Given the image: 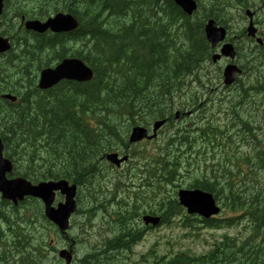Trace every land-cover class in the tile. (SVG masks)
Here are the masks:
<instances>
[{
  "label": "trees",
  "instance_id": "16d2710c",
  "mask_svg": "<svg viewBox=\"0 0 264 264\" xmlns=\"http://www.w3.org/2000/svg\"><path fill=\"white\" fill-rule=\"evenodd\" d=\"M196 1L197 10L188 16L172 0H9L2 23H10V29L3 32L11 38L13 47L3 56L5 68L0 73V89L16 94L17 100H0V138L4 155L14 164L13 175L35 182L65 178L82 185L90 193L89 207L84 210L92 211L93 218L95 210L109 203V197L98 202L96 191L101 195L113 191L110 183L99 191L93 188L98 180L97 187L104 183L95 177L104 153L117 148L127 152L131 126L165 117L171 121L175 109L188 110L193 113L194 129L189 131L183 126L160 139L152 165L148 156L146 170L147 174L153 172V192H158L153 195V212L161 210L165 221L179 215L182 209L168 185L176 181L181 169L187 170L203 155L213 154V143H223L225 135L227 141H232L228 132L235 127L230 123V130L220 129L208 118L209 108L202 111L183 99H199L203 83L197 82V70L211 51L203 31L205 19L212 17L223 23L230 0ZM61 9L73 13L79 27L65 33L45 34L18 29L12 24L21 16L44 19ZM263 50L256 52L264 61ZM251 54L243 56L250 58ZM66 56L82 58L93 71L92 79L82 83L62 80L50 89H38V71ZM254 61L251 70H244L242 75L250 82L249 91H255L259 97L246 112L253 118L240 120L237 126L245 133L243 144L225 148L214 161L203 159L206 171L193 186L213 193L223 210L232 213L231 218L187 217L210 228L238 226L244 219L245 233L224 236L208 254L169 258L166 264H264V129L249 124L254 117L264 120V71L257 75L253 71L257 60ZM261 64L264 66V62ZM191 82L196 86L185 91ZM238 92L244 100L241 104L238 100L232 103L225 110L228 114L244 112L249 104L250 100ZM207 130L210 135L213 133L211 138ZM133 148L131 155L135 154ZM145 151L137 152L144 157ZM135 200L133 206H137ZM27 201L13 206L0 200V227L6 229L7 237L5 241L0 232V242H9L18 254L17 260L9 262L10 249L0 247V264L45 262L54 227L45 219L36 200ZM130 210L112 225V243L107 244V249L85 251L79 257L82 264H108L106 258L119 262L129 253L139 238L134 220L130 221Z\"/></svg>",
  "mask_w": 264,
  "mask_h": 264
},
{
  "label": "water",
  "instance_id": "95a60500",
  "mask_svg": "<svg viewBox=\"0 0 264 264\" xmlns=\"http://www.w3.org/2000/svg\"><path fill=\"white\" fill-rule=\"evenodd\" d=\"M2 1L0 0V13L2 9ZM187 14H190L195 8V2L193 0H174ZM76 21L70 14L56 13L51 17H48L45 21L40 22L38 20H28L25 22L27 29H32L37 32H42L50 29L53 32L68 31L76 26ZM253 31L252 28L249 29ZM205 33L208 41L211 44H215L221 40L224 36V29L217 27L213 20H209L205 25ZM9 47L6 38L0 36V51H4ZM222 53L234 56L232 46L225 44L222 48ZM218 56H214L216 58ZM234 66H228L225 71V82L227 83L232 78ZM92 77L91 70L85 66V64L76 58H68L60 61L56 66L52 68H46L41 71L39 87L46 88L56 83L60 79H72L77 81L88 80ZM164 120H158L154 123V131L160 127ZM146 129L141 126H135L132 128L129 141L135 142L145 137ZM154 136V134H153ZM116 154L108 155V159L116 162ZM125 158V157H124ZM11 170V163L9 160L2 157V143L0 140V192L3 197L10 198L13 202L17 199H21L24 195H31L40 197L45 203V214L52 220L60 230H64L68 227V217L75 209V202L73 196L75 194V185L68 186L67 182L61 180L58 182H40L37 185H32L30 182L25 181L22 178L6 179L5 172ZM53 189H59L66 195L65 203L58 204L56 209L52 208L51 202L54 197ZM179 197L181 202L188 207L189 212H199L205 216L211 213L217 212V208L214 206L213 199L210 194L201 191H179ZM152 221V219H149ZM157 219H153V223ZM60 256L66 258L68 264L70 260L69 253L65 250L60 251Z\"/></svg>",
  "mask_w": 264,
  "mask_h": 264
},
{
  "label": "rangeland",
  "instance_id": "374dc122",
  "mask_svg": "<svg viewBox=\"0 0 264 264\" xmlns=\"http://www.w3.org/2000/svg\"><path fill=\"white\" fill-rule=\"evenodd\" d=\"M256 2H257V4H259L258 0H256ZM234 19H235L234 23L239 22L241 24H245V25L247 24V22L242 20V17L239 15V12L234 11ZM237 43H240V45H239L240 50L239 51H241L243 53H252L251 57H254L258 53V52H254L253 49L248 46V44L253 46L250 42L237 39ZM243 45H244V48L247 47V49L242 48ZM241 48L243 51L241 50ZM263 52H264V50H263ZM257 62L260 64L261 62H263V59L257 58ZM259 69L264 70V66L260 67ZM253 71H256V70L254 69ZM247 96L249 97V99H251L250 93L247 92ZM248 97H247V99H248ZM207 107H209V105H207ZM215 107H216V105L214 104L213 108H215ZM183 112H185V111H183ZM208 113L212 114L210 109H209ZM212 120L214 122L213 124L216 125V122H215L216 120L215 119H212ZM181 124H182V122L176 121L172 125L166 126V128H163L161 130L160 134L158 135L159 137L157 138V140H155L153 142V152L156 151V149H155L156 145L155 144H157L158 141H160V139L163 138L162 135L167 134L169 130H174L177 126H181ZM220 129H224V128H220ZM167 137H169V136L165 135L164 139ZM147 146L151 147V144H148ZM193 169H196V165L193 166ZM194 175H196V173H193V172L185 173L183 171V177H181L180 180L176 181L175 185H185L188 182L190 183L193 180V178L195 179ZM97 176H99V175L96 174L95 177H97ZM103 184L106 186L107 185L111 186L108 182H104ZM103 184L99 187H96L95 189L99 190L98 188L104 186ZM86 189L87 188L82 189V187H81L80 191H79V202L81 201L79 204L80 209H85V208H87L86 206L89 207V203H88L89 196H87V190ZM171 189L174 190V186H171ZM84 193H86V195ZM156 193H158V192H152L151 195H154ZM109 194H106V192L104 191L103 195H100V193L97 192V195H96L97 200L102 203V201L104 200V196L109 197L108 196ZM81 197L83 199L86 197L85 200H87V201H84L83 199H81ZM102 198H103V200H102ZM98 205L99 204H97V206ZM98 209H102V207L98 208ZM111 210L114 211L115 210L114 207H112ZM95 212H96V210H95ZM87 218H88L87 216L84 218V216H82L81 212H79L78 214H75L73 221L74 220H76V221L73 224V228L71 227V229H70V234H76L78 236V238H75L73 240L76 242V245L75 246L72 245L74 253L78 257H80L82 254H84L85 251L93 250L92 244H94L95 242H99V240H101V239L105 241L104 235H105L106 231L104 232L101 229V233L100 234L98 233V236L93 234V232L98 229V226H99V224H101L103 219L102 218L99 219V217H97V216L93 217V218L90 216L89 219H87ZM73 221H72V223H73ZM85 221H87V224H85L82 228L81 225L83 223H85ZM190 231L191 230H186V229H183L182 227H180L176 223V221L172 222L169 225H159V226L154 227L152 230L146 231L145 235H143L144 238L141 240V242L137 245V247L135 249L138 252L144 251L149 247V245L151 243H154V242H157L156 246L160 249V248H164L163 245L169 241V246L172 248V252H176L178 250H184V249L190 248L194 252L199 253V252H205L206 250H208L210 248V246L213 244L214 240L220 238L221 234H223V233H231V234L235 233V230H232V229L231 230H217V231L201 229L199 232H197V236L193 237L189 234ZM236 232H238V230H236ZM56 242H57V245L60 246L61 244L64 243V240H62L61 238H58L56 236ZM97 246H99V245H96V247ZM51 261H53V260H51ZM52 264H57V262H53Z\"/></svg>",
  "mask_w": 264,
  "mask_h": 264
},
{
  "label": "bare ground",
  "instance_id": "6f19581e",
  "mask_svg": "<svg viewBox=\"0 0 264 264\" xmlns=\"http://www.w3.org/2000/svg\"><path fill=\"white\" fill-rule=\"evenodd\" d=\"M159 1V0H158ZM142 2V1H141ZM209 3V2H208ZM76 4V3H75ZM129 4V3H128ZM14 5V4H13ZM213 5H215V4H213ZM105 7V6H104ZM103 7V8H104ZM108 7V6H107ZM12 8V7H11ZM51 8V7H50ZM62 10V9H61ZM113 10V9H112ZM133 10V9H132ZM8 13V12H7ZM202 15V14H201ZM109 16V15H108ZM151 16V15H150ZM97 17V16H96ZM181 17V16H180ZM88 18V17H87ZM178 19V18H177ZM206 20V19H205ZM84 26V25H83ZM152 26V25H151ZM79 27V26H78ZM166 27V26H165ZM83 28V27H82ZM73 33V32H72ZM46 34V33H45ZM158 34V33H157ZM92 35V34H91ZM54 37V36H53ZM113 40V39H112ZM18 44V43H17ZM22 44V43H21ZM237 45H238V48H239V50H240V47H239V45H240V43H237ZM54 46V45H53ZM248 46L249 47H251L252 49H253V51H254V48H253V46H251L250 44H248ZM36 47V46H35ZM180 48V47H179ZM188 48V47H187ZM242 48H244V45L242 46ZM242 48H241V50H242ZM264 48V47H263ZM263 48H261V49H263ZM244 49H247V47H245ZM137 50V49H136ZM243 51V50H242ZM255 52H256V50H255ZM239 53H240V55H243V54H246V55H250L251 53H243V52H241V51H239ZM255 54V53H254ZM263 54V53H262ZM252 56V55H251ZM259 57V53H257L254 57H251V58H258ZM178 58V57H177ZM115 60V59H114ZM264 62V61H263ZM28 65V64H27ZM134 68V67H133ZM264 71V70H263ZM244 71L242 72V75L244 76ZM253 73V72H252ZM249 75V74H248ZM258 75V74H257ZM261 75V74H260ZM150 77V76H149ZM259 78V77H258ZM3 79V78H2ZM2 79H1V81H2ZM167 80V79H166ZM248 80V79H247ZM258 80V79H257ZM258 82V81H257ZM0 83H2V82H0ZM3 84H5V83H3ZM264 85V84H263ZM133 86V85H132ZM254 86V85H253ZM258 86V85H257ZM259 87V86H258ZM261 87H262V85H261ZM260 87V88H261ZM253 88V87H252ZM259 88V89H260ZM99 89V88H98ZM255 89V88H254ZM258 89V88H257ZM258 89V90H259ZM5 90V89H4ZM68 91V90H67ZM111 92V91H110ZM122 92V91H121ZM31 93V92H30ZM112 93V92H111ZM243 94V93H242ZM51 96V95H50ZM60 96V95H59ZM109 96V95H108ZM244 96V95H243ZM64 98V97H63ZM244 98V97H243ZM123 100V99H122ZM143 100V99H142ZM241 100H244V99H241ZM30 101V100H29ZM56 101V100H55ZM67 102V101H66ZM132 102V101H131ZM54 103V102H53ZM4 104V103H3ZM46 104V103H45ZM49 104V103H48ZM240 104H241V102H240ZM56 105V104H55ZM31 106V105H30ZM29 106V107H30ZM56 106H58V104L56 105ZM60 106V105H59ZM79 106V105H78ZM55 107V106H54ZM61 107V106H60ZM65 108V107H64ZM22 109V108H21ZM63 109V108H62ZM55 110V109H54ZM65 110V109H64ZM84 110V109H83ZM60 111V110H59ZM68 111H70V110H68ZM54 112H56V111H54ZM239 112V111H238ZM57 113V112H56ZM59 113V112H58ZM61 113V112H60ZM59 113V114H60ZM185 114H187L188 116H191V115H193V113L191 114L190 113V111H185ZM30 116V115H29ZM38 116V115H37ZM12 117V116H11ZM196 126V125H195ZM197 127H199L198 125H197ZM201 128V127H200ZM193 129H194V127H193ZM192 129V130H193ZM215 129L217 130V128H214V131H215ZM250 129H252V128H250ZM254 129V128H253ZM198 130V129H197ZM254 130H258V127L257 128H255ZM200 131V130H199ZM206 131V130H205ZM208 131V130H207ZM212 131V130H211ZM260 131V130H259ZM201 132L202 133H204L202 130H201ZM209 132V131H208ZM207 132V133H208ZM213 132V131H212ZM246 132H248V131H246ZM253 132V131H252ZM81 133V132H80ZM198 133V132H197ZM216 133V132H215ZM201 134V133H200ZM199 134V135H200ZM217 134V133H216ZM253 134H254V132H253ZM190 135V134H189ZM209 135H210V132H209ZM213 135V133H211V135H210V138H211V136ZM217 135H219V134H217ZM204 136H206V135H204ZM66 137V136H65ZM182 137V136H181ZM185 137V136H184ZM183 137V138H184ZM191 137V136H190ZM248 137V136H247ZM173 138H175V137H173ZM173 138H172V140H173ZM177 138H179V136L177 137ZM209 138V137H208ZM181 140H182V138H180ZM184 139H186V137L184 138ZM189 139V138H188ZM187 140V139H186ZM191 140V139H190ZM215 140V139H214ZM180 141V140H179ZM182 141H185V140H182ZM189 141V140H188ZM187 141V142H188ZM191 141H193V140H191ZM209 141H211V140H209ZM175 142V141H174ZM178 142V141H177ZM212 142H214L213 140H212ZM186 143V142H185ZM196 143V142H195ZM177 144V143H176ZM178 146V145H177ZM174 147V146H173ZM177 148V147H176ZM175 149V148H174ZM187 149V148H186ZM178 150V149H177ZM180 151V150H179ZM179 153V152H178ZM99 181V180H98ZM97 181V182H98ZM95 183V185H94V187L93 188H95V187H97L98 185H99V183ZM102 185V184H101ZM100 185V186H101ZM104 185V184H103ZM92 186V185H91ZM103 187V186H102ZM99 189V188H98ZM105 190V189H104ZM108 190V189H107ZM84 191V190H83ZM93 191V190H92ZM99 191V190H98ZM90 192V191H89ZM96 193H97V191H96ZM104 193V192H103ZM83 194V193H82ZM85 195H86V193H84ZM90 194V193H89ZM88 194V191H87V196L89 195ZM84 195V196H85ZM92 195V194H91ZM93 195H95V194H93ZM97 195V194H96ZM99 195V194H98ZM101 195V194H100ZM109 196V195H108ZM94 197V196H93ZM96 197V196H95ZM102 197V196H101ZM107 196H104V198H106ZM86 198V197H85ZM85 198L83 199L82 197H81V199H83L84 201H87V200H85ZM88 198V197H87ZM91 198H92V196H91ZM99 198V197H98ZM95 199V198H94ZM90 200V199H89ZM92 200V199H91ZM102 200H103V198H102ZM90 202V201H89ZM96 202V201H95ZM99 202V201H98ZM101 203V202H100ZM104 203V202H103ZM107 205V204H106ZM86 206V205H85ZM1 207V206H0ZM99 207V206H98ZM103 209V208H102ZM124 226V225H123ZM129 230V229H128ZM129 234V233H128ZM127 236V235H126ZM128 237H130V236H128ZM126 238V237H125ZM126 239H129V238H126ZM131 239V238H130ZM134 239V238H133ZM133 241V240H132ZM126 242V241H125ZM127 243V242H126ZM72 245L73 246H75L76 245V242L75 241H72ZM72 245H71V247H72ZM83 246V245H82ZM111 252V251H110ZM88 253V252H87ZM94 253V252H93ZM101 253V252H100ZM109 253V252H108ZM90 254H92V253H90ZM99 254V253H98ZM111 254V253H110ZM94 255H95V253H94ZM111 255H114V254H111ZM108 256V255H107ZM85 257H86V255H85ZM95 258H96V256H95ZM86 259V258H85ZM93 259V258H92ZM98 259H99V257H98ZM114 259V258H113ZM87 261V260H86ZM100 261V260H99ZM89 262V261H88ZM97 262V261H96ZM87 263V262H86ZM90 263V262H89ZM95 263V262H94ZM5 264V263H4ZM106 264V263H105Z\"/></svg>",
  "mask_w": 264,
  "mask_h": 264
},
{
  "label": "flooded vegetation",
  "instance_id": "af4514ba",
  "mask_svg": "<svg viewBox=\"0 0 264 264\" xmlns=\"http://www.w3.org/2000/svg\"><path fill=\"white\" fill-rule=\"evenodd\" d=\"M236 38L239 39V40H243L241 37H236ZM220 45H221V43H218V44L216 45V47H220ZM221 60H223V63L228 62V60H227L226 58H222Z\"/></svg>",
  "mask_w": 264,
  "mask_h": 264
}]
</instances>
